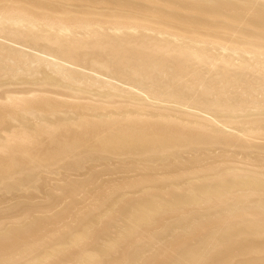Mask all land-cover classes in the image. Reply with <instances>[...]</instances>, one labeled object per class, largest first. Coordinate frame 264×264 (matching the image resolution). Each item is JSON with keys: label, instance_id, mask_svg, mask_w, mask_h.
<instances>
[{"label": "bare ground", "instance_id": "6f19581e", "mask_svg": "<svg viewBox=\"0 0 264 264\" xmlns=\"http://www.w3.org/2000/svg\"><path fill=\"white\" fill-rule=\"evenodd\" d=\"M225 258L264 264V0H0V264Z\"/></svg>", "mask_w": 264, "mask_h": 264}, {"label": "rangeland", "instance_id": "374dc122", "mask_svg": "<svg viewBox=\"0 0 264 264\" xmlns=\"http://www.w3.org/2000/svg\"><path fill=\"white\" fill-rule=\"evenodd\" d=\"M96 167H97V166H96ZM98 167H99V166H98ZM98 167H97V168H98ZM110 167H111V168H114V169H113V174H114V175H115V172L117 171L116 174L119 173V176L121 177V178L119 177V178H120V182H121V184H120V183L118 184V182H117L118 177H117V176H116L117 180H114V179H116V178H113V177H112V178H113L112 180L116 181L117 186H118V185H122V184L125 185V184H127V182H129L127 178H130V177H129V176H125V175H127V171H126V173H125L124 171L120 170L119 168H117V170H116L115 167H117V166H115V167H114V166H110ZM97 168H96V169H97ZM109 169H110V168H109ZM109 169H106V170H109ZM118 169H119V170H118ZM98 170H99V169H98ZM110 170H111V169H110ZM110 170L108 171V172H109L108 174H107V172L104 173L105 177H108V178H107V179H106V178L104 179V178H103L104 175L102 176V178H103L104 180H106V181H105L106 184H104V185H107V183H108V186L111 188V186H115V187H116V185H114L115 183H113L114 181H112V180H109V181H112V182H110V184L113 183V185H111V186L109 185V181L107 182V180L109 179V174H112ZM114 170H115V172H114ZM104 172H105V171H104ZM73 173H74V175H75V173H77V172H73ZM73 173H72V174H73ZM123 173H124V174H123ZM128 173H129V172H128ZM69 174H70V173H69ZM113 174H112V175H113ZM120 174H122V175H120ZM107 175H108V176H107ZM114 175H113V176H114ZM123 175H124L125 177H124ZM129 175L131 176V174H129ZM76 176H79V173L76 174ZM76 176H75V179H76ZM122 176H123L124 178H123ZM70 178L73 179L74 177H73V176L71 177V174H70ZM82 178H83V177H81V179H82ZM131 178H132V176H131ZM78 179H80V178L77 177V180H78ZM121 179H122V180H121ZM125 179H127V181H126ZM123 180H125V181L122 182ZM93 184H94V183H93ZM93 184H92V186H93ZM96 184H98V185L101 186V185H103V182L100 183V184H99V183H96ZM86 186H89V185L87 184ZM90 187H91V186H90ZM93 187H94V186H93ZM93 187H92V188H93ZM95 187H96V185H95ZM97 187H99V186H97ZM97 187H96V188H97ZM109 187H108V188H109ZM48 188H51V187H48ZM53 188H54V187H53ZM85 188H87V187H85ZM55 189H56V188H55ZM55 189H53V191H52V189H49V191H51V192H49V193L52 194V192H53V193H56V192L60 191V190L57 191V190H55ZM87 189H88V188H87ZM111 189H112V188H111ZM111 189H110V190H111ZM125 189H126V188H124V189H122V190L125 191ZM85 190H86V189H85ZM93 190H94V188H93ZM122 190H120V191H122ZM126 190H127V189H126ZM129 190L131 191V189H129ZM87 191H89V190L84 191V195H85V196H84L83 193H82V197L84 196V197H83L84 199H85V197L87 198V196H86L87 194H85V192H87ZM91 191H92V190H90V193H89L90 195H91L92 192H95V191H92V192H91ZM120 191H119V192H120ZM123 191H122L121 193H123ZM127 191H128V190H127ZM60 192H61V191H60ZM60 192H58V193L60 194ZM96 192H97V191H96ZM96 192H95V193H96ZM58 193H57V195H58ZM87 193H88V192H87ZM43 194H44V193H43ZM43 194L40 193V196L38 195V197H39L40 199L37 197L38 199H37V198H36V199H37L38 201L36 200V202H40L39 200H41V196H42ZM50 194H48L47 196L50 197ZM89 194H88V195H89ZM92 194H93V193H92ZM44 195H45V194H44ZM44 195H43V196H44ZM79 195H80V194L77 193V195L75 194L74 196L76 197V196H79ZM53 196H55V195H53ZM58 196H59V195H58ZM48 197H47V198L44 197V198H45V199H49ZM55 197H56V198H59V197H57V196H55ZM75 197H73V198H74V199H77L78 201H80V198L83 199V198L81 197V195H80V197H77V198H75ZM90 197H91V196H90ZM51 198H52V197H50V199H51ZM91 198H92V197H91ZM91 198H90V199H91ZM42 199H43V197H42ZM45 199H44V200H45ZM90 199L87 198V199H86V200H87V203H86V200H85L84 205H85V204H89V201H88V200H90ZM44 200H42V202H43ZM81 201H82V200H81ZM62 202H63V200H62ZM62 202H61V203H62ZM64 202H65V201H64ZM64 202H63V203H64ZM83 202H84V200L81 202L82 205H83ZM61 203H60V204H61ZM63 203H62V204H63ZM56 205L58 206L59 203L56 204ZM56 205H55V206H56ZM56 209H58V208L56 207ZM54 211H55V210H54ZM54 211H53V212H54ZM53 212H52V213H53ZM52 213H49V214H47L46 216H50ZM160 219H161V218H160ZM160 219H159V220H156L155 223L157 224V221L160 222ZM42 221H44V219H42L40 216L37 217V223L39 222V223H38V224H39L38 226H40V225L43 223ZM161 221H162V220H161ZM160 223H162V222H160ZM157 225H159V223H158ZM153 227L156 228L155 225H153ZM157 227H158V226H157ZM166 233H168V232H165V235H163V237L166 236ZM160 234H164V233H161V232H160L159 235H160ZM169 234L172 235L171 233H169ZM159 235H158V236H159ZM168 236H169V235H168ZM189 236H190V235H189ZM163 237H162V238H163ZM170 237H171V236H169V239H170ZM159 238L161 239L160 236L158 237V239H159ZM160 241H161V240H160ZM162 241H163V239H162ZM162 241H161V243H163V242L165 241L166 244H168V243L170 244V242H169L170 240L168 241L167 238H165V240H164L163 242H162ZM167 241H168V243H167ZM158 244H160V243L158 242ZM166 244H164V245H166ZM161 245H162V244H161ZM166 246H167V245H166ZM168 247H169V246H168ZM168 247H167V248H168ZM170 247H171V246H170ZM170 247H169V249H170ZM177 248H178V247H177ZM172 249H173V247H172ZM174 249H175V250H172V251L169 250L170 253H171V252H172V253H173V252H176L177 249H176V248H174ZM179 250H180V248H179ZM173 254H174V253H173ZM229 254H230V253H229ZM170 255H171V254H170ZM230 255H232V254H230ZM230 255H229V257H230ZM234 256H235V255H233V257H234ZM237 257H238V256H237ZM235 258H236V257H235ZM240 258H242V257H239L238 259L241 260ZM226 259H228V258H226ZM231 259L233 260L232 257H231ZM236 259H237V258H236ZM232 260H231V261H232ZM228 261H230V260H228ZM237 261H238V260H237ZM237 261H236V263H237ZM232 262H235V261L233 260ZM238 262H239V261H238ZM236 263H234V264H236ZM228 264H230V263L228 262ZM232 264H233V263H232Z\"/></svg>", "mask_w": 264, "mask_h": 264}, {"label": "water", "instance_id": "95a60500", "mask_svg": "<svg viewBox=\"0 0 264 264\" xmlns=\"http://www.w3.org/2000/svg\"><path fill=\"white\" fill-rule=\"evenodd\" d=\"M77 188V186L76 185H73V187H71V189L70 190H74V189H76ZM62 191H64V189H62ZM152 223H154V220L152 221ZM174 228H172V230H173ZM182 235H185L186 233H181ZM173 256H175V254H172ZM227 260H226V258L225 259H223V261H222V263L221 264H223V263H225ZM220 264V263H219Z\"/></svg>", "mask_w": 264, "mask_h": 264}]
</instances>
